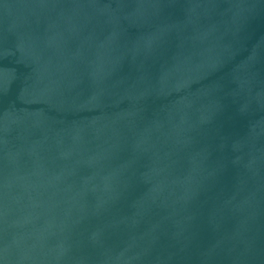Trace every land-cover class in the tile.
Here are the masks:
<instances>
[{
	"label": "water",
	"instance_id": "water-1",
	"mask_svg": "<svg viewBox=\"0 0 264 264\" xmlns=\"http://www.w3.org/2000/svg\"><path fill=\"white\" fill-rule=\"evenodd\" d=\"M0 264H264V0H0Z\"/></svg>",
	"mask_w": 264,
	"mask_h": 264
}]
</instances>
